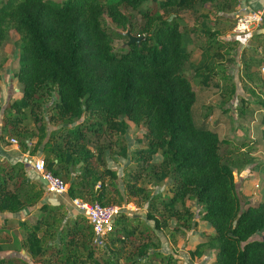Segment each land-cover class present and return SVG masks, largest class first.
<instances>
[{
    "label": "trees",
    "instance_id": "16d2710c",
    "mask_svg": "<svg viewBox=\"0 0 264 264\" xmlns=\"http://www.w3.org/2000/svg\"><path fill=\"white\" fill-rule=\"evenodd\" d=\"M145 1L0 2V52L11 32L18 35L14 78L21 87L20 98L0 104V144L6 147L13 139L21 154L42 158L45 171L67 185L69 200L144 209L143 218L123 211L97 246L82 214L70 213L57 200L61 196L46 193L24 163L0 156V214L17 217L39 206L33 223L18 221L30 262L12 257L0 264H177L161 252L155 232L175 244L176 237L193 230L189 200L201 206L200 221L211 230L193 246L190 259H203L208 251L212 264H264V196L241 209L232 166L220 152L230 141L196 128L191 115L197 95L184 75L191 55L178 15L217 0H150L153 7L142 9ZM237 3L221 0L218 11L230 12ZM103 16L122 33L108 32ZM199 31L207 41L190 68L208 87L219 77L215 70L222 67L217 64L222 54L236 41L217 44L216 33L202 21ZM126 32L141 37L140 43L115 53L113 41L127 43ZM257 38L264 39V33ZM253 64L264 60L243 62L246 70ZM225 91L234 95V85ZM260 107L254 142L264 145L263 102ZM128 123L145 130L139 140L144 147L131 154L124 142ZM107 159L130 161L121 185ZM251 163L248 159L239 169ZM165 182L162 195L155 186Z\"/></svg>",
    "mask_w": 264,
    "mask_h": 264
},
{
    "label": "rangeland",
    "instance_id": "374dc122",
    "mask_svg": "<svg viewBox=\"0 0 264 264\" xmlns=\"http://www.w3.org/2000/svg\"><path fill=\"white\" fill-rule=\"evenodd\" d=\"M5 0H0L3 2ZM64 1V0H53ZM217 4L197 5L194 13L182 12L178 15L179 25L184 32V45L190 53V63L184 67V75L192 84L193 90L196 92L197 101L191 110L193 124L196 128L215 131L219 138L229 140V144L221 145V155L223 160L231 164L236 192L241 203V209L244 210L249 206H254L262 201L264 196V145L255 143L254 122L260 113V105L264 103V65H254L250 70L244 68L243 62L264 60V39L257 38L258 35L264 33L259 27L252 30L248 37L236 39L232 33L235 23L234 15L238 9V3L230 12H219ZM150 0H146L142 9L152 8ZM204 22L206 26L211 27V31L216 33L215 42L235 43L229 45L225 51L229 54H222V60L217 64L222 66L215 72L219 77L212 78L208 87L199 84L198 79L193 77L190 65L200 60L201 53L206 45L207 36L199 31V23ZM102 26L108 32L122 33L121 29L111 23L107 16L102 18ZM133 22L140 23L138 15L133 17ZM256 37V38H255ZM126 41L114 40L113 51L121 53L125 48ZM214 51V48L213 50ZM221 50V53H225ZM18 56V35L11 32L7 40L4 42L0 52V104L5 107L8 103L20 98L21 87L14 78L17 71ZM229 59H232L228 61ZM221 74L224 79H221ZM218 85L216 88L215 85ZM234 85V95L225 91L226 88ZM46 119L47 115H43ZM31 127V125H30ZM143 127L133 126L128 123V128L124 138L125 145L131 154L132 151L144 147ZM13 144L6 146L9 152H13ZM18 149V146H17ZM18 157H26L33 160L35 157H28L24 154H18ZM22 155V156H21ZM108 157V156H107ZM159 158H155V162ZM251 160L252 163L243 166L245 161ZM21 160V159H20ZM22 161V160H21ZM108 167L116 171L121 185L123 175L130 170V161L117 159H107ZM167 182L157 185L156 190L166 194ZM195 216L196 227L187 232L183 236L176 237L175 244H170V255L177 260V264H186L187 254L193 249L196 242L204 241L211 233L209 226L200 221L202 208L193 200L187 201ZM124 213L131 216H139L143 218L144 209H140L136 204L128 203L123 205ZM20 219H25L30 224L31 217L20 215ZM18 218V219H19ZM17 217L15 219L0 218V245L3 251L0 252L1 258H20L30 262L29 256L22 253V241L24 239V231L17 226ZM152 225L151 222L147 223ZM3 225L5 227H3ZM159 238H165L160 232H155ZM166 239V238H165ZM181 255L185 257L182 258ZM210 257V252H206ZM205 256L201 261H195V264H211L210 259Z\"/></svg>",
    "mask_w": 264,
    "mask_h": 264
},
{
    "label": "built area",
    "instance_id": "2783aa9c",
    "mask_svg": "<svg viewBox=\"0 0 264 264\" xmlns=\"http://www.w3.org/2000/svg\"><path fill=\"white\" fill-rule=\"evenodd\" d=\"M235 23L232 33L235 37L249 36L253 29L262 23L261 15L254 10L241 8L234 15ZM264 72V69H262ZM10 143L17 146L15 140ZM32 171L45 182L44 190L48 194L63 196L67 193V185L59 178L45 171L43 159L37 157L32 163ZM71 206L84 216L93 233V243L103 245L104 238L112 232L114 222L125 210L124 206L100 205L98 203H86L81 200H71Z\"/></svg>",
    "mask_w": 264,
    "mask_h": 264
},
{
    "label": "crops",
    "instance_id": "0c3cea01",
    "mask_svg": "<svg viewBox=\"0 0 264 264\" xmlns=\"http://www.w3.org/2000/svg\"><path fill=\"white\" fill-rule=\"evenodd\" d=\"M241 8H245L247 10H254L256 12H258L261 17H262V23L261 25L259 26V28L264 31V0H239V5H238V9H241ZM10 150H8L6 147H3L1 144H0V156L7 160L9 163L11 164H15V163H18V162H22L26 157L22 156V157H18L19 155V150L17 149V146H13V152H9ZM21 154V153H20ZM37 158V157H35ZM33 158V161L34 159ZM22 161H21V160ZM32 165V164H31ZM32 167V166H31ZM29 167V168H26L27 171H29L30 173V177L32 179H39L38 176L32 171V168ZM61 198L62 202L66 205V209L72 213L71 211L74 210L71 206V200L68 199V197L66 195H63L61 197H59L57 200H59ZM52 203H54V201L51 200ZM38 208L39 206H36L35 208H33L32 210H24L20 213H18L17 215V219L19 218L20 215H26V217H31L32 216V220L31 221L32 223L37 219V216H38ZM1 216L3 217V219H15L16 216L12 215H8V214H0V218ZM72 217V216H71ZM17 221L21 222V221H25V219H18ZM30 222V223H31ZM17 226H18V222L16 223ZM3 227H5L3 225ZM211 234V233H210ZM158 235V234H157ZM159 236V235H158ZM160 239V242H161V252L163 254H170L171 253V250H170V245H169V242L167 240V238H159ZM200 242H203V241H199V242H196L195 244L197 243H200ZM194 244V245H195ZM192 250V249H191ZM22 253H25L24 250L22 251ZM26 254V253H25ZM26 256H28L26 254ZM182 258H184L185 256L184 255H181ZM207 259H210L212 260L211 261V264L213 263L214 261V256L213 254H211L210 257H206ZM201 260H204V259H190L189 257V254H187V257H186V264H195V261H201Z\"/></svg>",
    "mask_w": 264,
    "mask_h": 264
},
{
    "label": "water",
    "instance_id": "95a60500",
    "mask_svg": "<svg viewBox=\"0 0 264 264\" xmlns=\"http://www.w3.org/2000/svg\"><path fill=\"white\" fill-rule=\"evenodd\" d=\"M124 36L125 37H127V39H128V41H127V45H129V44H133V43H135L136 45H138L139 43H140V41H141V37H134V36H132V35H130L129 34V32H126L125 34H124ZM22 163H24L25 164V167L26 168H29V167H31L32 165V163H33V160H30V159H27V158H25L23 161H22ZM39 182L41 183V185L44 187L45 186V182L41 179V178H39Z\"/></svg>",
    "mask_w": 264,
    "mask_h": 264
}]
</instances>
